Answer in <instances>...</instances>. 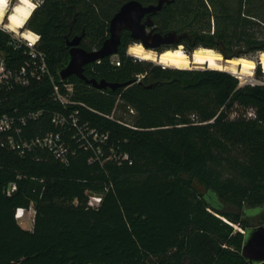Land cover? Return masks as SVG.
<instances>
[{
  "label": "trees",
  "instance_id": "16d2710c",
  "mask_svg": "<svg viewBox=\"0 0 264 264\" xmlns=\"http://www.w3.org/2000/svg\"><path fill=\"white\" fill-rule=\"evenodd\" d=\"M129 1L41 0L24 27L40 36L38 48L71 104L55 102L46 79L15 90L0 115L43 111L27 137L58 132L69 153L64 162L42 148L20 157L0 147V264H249L245 234L235 226L246 232L250 213L264 218V85L139 62L127 56L133 41L126 32L116 54L121 66L109 57L84 75L128 86L99 90L76 76L61 82L67 37L83 35L84 49H100ZM261 2L173 0L153 20L158 31L184 36L188 54L208 48L241 58L264 52L253 29L262 18L253 4ZM1 53L12 67L25 59L0 30ZM55 112L109 135L99 160L71 120L63 128L53 123ZM12 183L18 189L8 196ZM92 196L102 197L97 208ZM18 208L35 211L32 230L19 224Z\"/></svg>",
  "mask_w": 264,
  "mask_h": 264
},
{
  "label": "built area",
  "instance_id": "2783aa9c",
  "mask_svg": "<svg viewBox=\"0 0 264 264\" xmlns=\"http://www.w3.org/2000/svg\"><path fill=\"white\" fill-rule=\"evenodd\" d=\"M25 29V28H22ZM0 30L8 33L12 37V44L15 50L22 51L25 59L16 67H12L5 54H0V106L8 101L11 94L20 88H28L34 83L42 82L50 79L53 83L52 97L55 102L61 103L65 108L71 104L70 100L62 92L61 85L56 84L52 78L48 58L46 54L38 48L40 36L25 29L21 34H13L5 26ZM26 34V35H25ZM112 64L120 66L121 62L117 55L111 57ZM102 60L96 62L101 63ZM61 82L63 80L61 79ZM260 85H264L261 83ZM67 92L72 93V85L64 84ZM43 111H32L24 113L19 109H14L12 112H6L0 115V147L6 150L15 152L20 157H24L27 153L36 148L46 149L51 152L57 159L66 161L69 149L66 147L61 134L58 132H50L43 136L28 138L26 135V128L30 122L36 121L42 115ZM53 123L59 127H65L71 120L72 125L78 128L79 141L82 147L86 150H93L96 155V160H99L102 155L101 145L109 140V135L99 132L97 130H88L86 126L82 128L78 126L77 119L74 114L65 115L62 113H53ZM92 139L95 146L89 141ZM17 183H12L7 191L8 196H11L17 191ZM102 202V197L92 196L89 205L92 208H97ZM35 215L33 209L18 208L15 212L17 220H23L27 214Z\"/></svg>",
  "mask_w": 264,
  "mask_h": 264
},
{
  "label": "water",
  "instance_id": "95a60500",
  "mask_svg": "<svg viewBox=\"0 0 264 264\" xmlns=\"http://www.w3.org/2000/svg\"><path fill=\"white\" fill-rule=\"evenodd\" d=\"M170 2V0H158L157 4L144 5L137 0H131L122 5L120 10L111 19L109 24V37L104 41L99 50L87 51L82 48L81 42L83 35L77 36L72 40L67 37V45L70 47V60L68 65L59 73L60 78L65 81L71 76H76L99 90L107 88L116 90L122 86H128L130 83L122 85L118 83H109L106 80L98 81L96 79H87L84 75L85 67L116 55L121 44L122 32L124 30H128L131 33V38L144 49L154 51L157 55H161L170 49H175L171 48L175 45L180 47L181 36L176 32L162 34L161 32H155V30H153L147 33V28L154 27L152 16L160 12L165 3L169 4ZM145 16H148V18L143 22ZM162 45L169 46V48L163 52H156L155 50ZM192 53L188 55H192ZM223 59L225 61L232 60ZM244 234L245 240L242 248L243 257L249 264H264V225L248 229Z\"/></svg>",
  "mask_w": 264,
  "mask_h": 264
},
{
  "label": "bare ground",
  "instance_id": "6f19581e",
  "mask_svg": "<svg viewBox=\"0 0 264 264\" xmlns=\"http://www.w3.org/2000/svg\"><path fill=\"white\" fill-rule=\"evenodd\" d=\"M10 1L4 0V3L0 4V24H3V20L7 16ZM34 10L35 4L31 0H19V3L8 15V22L5 27L12 32H18L25 27ZM129 54L141 61L154 62L167 68L177 70L207 68L214 71L229 72L242 80L249 78L257 67L253 60L245 57L225 62L220 53L205 48L197 49L191 56L185 53L182 48L170 49L161 55H157L153 51H146L141 45H137V47L130 49ZM258 60L264 71V52L260 54Z\"/></svg>",
  "mask_w": 264,
  "mask_h": 264
},
{
  "label": "rangeland",
  "instance_id": "374dc122",
  "mask_svg": "<svg viewBox=\"0 0 264 264\" xmlns=\"http://www.w3.org/2000/svg\"><path fill=\"white\" fill-rule=\"evenodd\" d=\"M34 4H35V8L38 6V3L41 2V0H31ZM19 3V0H11L10 3H9V6H8V9H7V16L4 18L3 20V24H0L1 27H4L7 22H8V15L12 12L13 8ZM255 7V12L262 18H260L261 20L260 21H257L258 22V25L255 26L253 29L256 31V35L262 39H264V2H261V3H257V4H253V8ZM213 26H214V23H213ZM214 30V29H213ZM25 29H20L18 32H13V34H21L22 32H24ZM140 45V44H138ZM137 47V45H132L130 48L127 49V56L139 61V62H147V63H151L153 65H156V66H161V65H158L154 62H149V61H141L133 56H131L129 54V51L131 48H135ZM179 48H182V50H184L185 53H187L186 49L184 46H180V47H176L175 49H179ZM200 49V48H198ZM205 49H208V48H205ZM174 50V49H173ZM212 50V49H211ZM148 51V50H146ZM215 51V50H213ZM246 52V50L244 48H241L240 46H236L234 48V52ZM154 52V51H153ZM217 53H219L218 51H215ZM155 53V52H154ZM247 53V59H250V60H253L256 64H257V67L255 68V70L252 72V75L249 77V78H246L245 80H242L240 79L239 77H237L236 75H233L236 79H238V81L240 82V86H244V85H260L261 83H264V71L263 69L261 68V75H258L257 73V68H258V59H259V56L260 52H246ZM188 54V53H187ZM221 54V53H220ZM222 55V54H221ZM191 56V55H190ZM119 60H120V56L118 57ZM222 58H225L223 55H222ZM241 58H244V57H241ZM234 59H238V58H234ZM113 59H111L112 61ZM223 61H225L223 59ZM227 62V61H225ZM116 66V64H114ZM121 66V64H120ZM116 67H119V66H116ZM163 67V66H161ZM163 68H167V67H163ZM167 69H172V68H167ZM191 70H201V71H205V70H209L207 68H203V69H194V68H191ZM229 73V72H228ZM231 74V73H230ZM261 212L259 213H255V214H252L250 213L248 216H247V222H246V225H247V228H250V229H253V228H257V227H260L264 224V218L262 216H260ZM19 224L24 228V229H29V230H32L33 229V224H34V218H33V214L29 213L27 214V217L23 220H18ZM32 228V229H30ZM235 229L239 232H242L244 233L245 230L239 226H235Z\"/></svg>",
  "mask_w": 264,
  "mask_h": 264
},
{
  "label": "flooded vegetation",
  "instance_id": "af4514ba",
  "mask_svg": "<svg viewBox=\"0 0 264 264\" xmlns=\"http://www.w3.org/2000/svg\"><path fill=\"white\" fill-rule=\"evenodd\" d=\"M171 2L173 1V0H170ZM157 3H158V1H157ZM156 3V4H157ZM165 4H168V3H165ZM153 17L154 16H152V20H153ZM147 18H148V16H145V18L143 19V22H145L146 20H147ZM154 21V20H153ZM153 30H155V32H160V31H158V29H157V27L155 26V23H154V27H151V28H147V33H150V32H152ZM128 33L129 34V36H130V38H131V33L128 31V30H124L123 32H122V34L123 33ZM162 33V32H161ZM162 34H165V33H162ZM75 38V37H74ZM74 38H70V40H72V39H74ZM122 38V37H121ZM132 39V38H131ZM176 39H178V38H176ZM132 44H130L129 46H128V48H130L133 44L134 45H138L139 43H137V42H135L133 39H132ZM180 46H184L185 47V37L184 36H181V40H180ZM81 47L83 48V39H82V42H81ZM102 47V46H101ZM177 47V45H175L174 47H171V48H176ZM169 48V46H165V45H162L160 48H158L157 50H155L156 52H163V51H165V50H167ZM86 50V49H85ZM99 50V49H98ZM69 51H70V47H69ZM149 51V50H148Z\"/></svg>",
  "mask_w": 264,
  "mask_h": 264
},
{
  "label": "snow or ice",
  "instance_id": "6c2138e0",
  "mask_svg": "<svg viewBox=\"0 0 264 264\" xmlns=\"http://www.w3.org/2000/svg\"><path fill=\"white\" fill-rule=\"evenodd\" d=\"M4 3V0H0V4H3Z\"/></svg>",
  "mask_w": 264,
  "mask_h": 264
},
{
  "label": "crops",
  "instance_id": "0c3cea01",
  "mask_svg": "<svg viewBox=\"0 0 264 264\" xmlns=\"http://www.w3.org/2000/svg\"><path fill=\"white\" fill-rule=\"evenodd\" d=\"M30 229H32V228H30ZM29 230V229H28Z\"/></svg>",
  "mask_w": 264,
  "mask_h": 264
}]
</instances>
